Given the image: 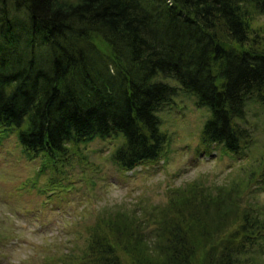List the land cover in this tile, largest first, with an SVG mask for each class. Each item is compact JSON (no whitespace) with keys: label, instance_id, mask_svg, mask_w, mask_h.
<instances>
[{"label":"trees","instance_id":"obj_1","mask_svg":"<svg viewBox=\"0 0 264 264\" xmlns=\"http://www.w3.org/2000/svg\"><path fill=\"white\" fill-rule=\"evenodd\" d=\"M263 15L264 0H0L2 142L16 135L38 177L59 174L47 189L96 139L130 171L168 156L161 111L187 93L207 111L198 153L240 156L264 127ZM251 152L224 182L201 176L165 204L99 216L82 256L60 261L264 264V149Z\"/></svg>","mask_w":264,"mask_h":264},{"label":"rangeland","instance_id":"obj_2","mask_svg":"<svg viewBox=\"0 0 264 264\" xmlns=\"http://www.w3.org/2000/svg\"><path fill=\"white\" fill-rule=\"evenodd\" d=\"M12 14L19 25L27 23L24 10L12 8ZM186 94L178 98L179 104L161 111L174 134L167 157L142 170L122 172L110 157L114 140L96 139L81 146L83 157L74 154L65 162L63 170L72 177L63 187L44 188L59 174L49 170L38 177L40 159L29 154L27 159L16 135L2 142L0 134V264H62L64 254L82 256L88 228L99 216L165 204L169 189L201 176L224 182L230 171L237 173L240 164L248 162L251 151L264 149V127L259 124L256 148L240 156L228 155L220 147L211 155L198 153L207 111ZM258 200L264 202V190Z\"/></svg>","mask_w":264,"mask_h":264}]
</instances>
